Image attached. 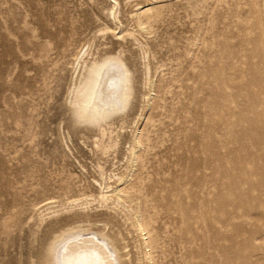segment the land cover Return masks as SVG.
I'll list each match as a JSON object with an SVG mask.
<instances>
[{
	"label": "rangeland",
	"instance_id": "1",
	"mask_svg": "<svg viewBox=\"0 0 264 264\" xmlns=\"http://www.w3.org/2000/svg\"><path fill=\"white\" fill-rule=\"evenodd\" d=\"M112 2L0 0V264L79 222L131 264H264V0ZM84 51L133 72L101 127L68 105Z\"/></svg>",
	"mask_w": 264,
	"mask_h": 264
},
{
	"label": "bare ground",
	"instance_id": "2",
	"mask_svg": "<svg viewBox=\"0 0 264 264\" xmlns=\"http://www.w3.org/2000/svg\"><path fill=\"white\" fill-rule=\"evenodd\" d=\"M111 1H113V8L118 5L117 0ZM149 5L151 6L152 3L149 2ZM149 5L138 7L133 14L137 26L141 28H144V23H142L140 15L150 11ZM157 7L159 6L157 5ZM85 53L86 51L76 61L81 71L77 73L79 74L77 75L78 79L73 82L69 91L68 105L77 120L90 126L101 127L108 125L115 115L125 113L131 106L135 88L133 72L120 53H104L89 64L85 62ZM144 71L143 83L149 85L147 65H145ZM101 134H105V131L102 130ZM103 148L105 149V147ZM118 179L119 182L124 181L122 178ZM97 184L105 191L111 189V186L105 181L103 184L100 182ZM111 191V194H118L120 190L112 188ZM115 197L117 204L121 203L120 197ZM109 198V195H103L104 203ZM76 201V199L72 200V202ZM49 204L51 202L43 206ZM44 215H40L41 221L44 219ZM139 216V214L134 216L132 226L143 236L145 246H149L148 228ZM90 225L79 222L54 233L43 248L37 264H131L130 259H125V255L117 246L118 236L111 235L105 227H96L95 230H92Z\"/></svg>",
	"mask_w": 264,
	"mask_h": 264
}]
</instances>
